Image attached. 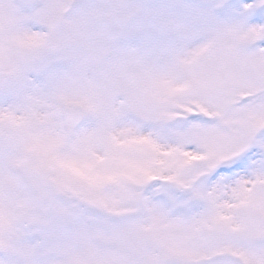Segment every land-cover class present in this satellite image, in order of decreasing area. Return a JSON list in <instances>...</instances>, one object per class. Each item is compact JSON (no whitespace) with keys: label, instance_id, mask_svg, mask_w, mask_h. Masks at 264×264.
<instances>
[{"label":"snow or ice","instance_id":"6c2138e0","mask_svg":"<svg viewBox=\"0 0 264 264\" xmlns=\"http://www.w3.org/2000/svg\"><path fill=\"white\" fill-rule=\"evenodd\" d=\"M0 264H264V0H0Z\"/></svg>","mask_w":264,"mask_h":264}]
</instances>
